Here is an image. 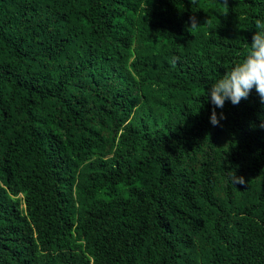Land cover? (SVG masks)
<instances>
[{
    "label": "trees",
    "instance_id": "1",
    "mask_svg": "<svg viewBox=\"0 0 264 264\" xmlns=\"http://www.w3.org/2000/svg\"><path fill=\"white\" fill-rule=\"evenodd\" d=\"M256 19L264 0H0V264H264V103L213 126L207 96Z\"/></svg>",
    "mask_w": 264,
    "mask_h": 264
},
{
    "label": "clouds",
    "instance_id": "2",
    "mask_svg": "<svg viewBox=\"0 0 264 264\" xmlns=\"http://www.w3.org/2000/svg\"><path fill=\"white\" fill-rule=\"evenodd\" d=\"M189 2L195 3V0H189ZM222 4L227 8L228 0H222ZM190 23L189 32L200 27L195 16L190 17ZM255 29L252 43L247 45L248 52L243 59L226 70L209 87L207 96H210V102L214 106L210 117V123L213 126L219 125V121L225 119L223 113L220 114L219 119L217 118L216 108L222 109L226 101L238 105L242 99L248 98L253 88L261 102L264 103V20L256 19ZM259 127L264 129V121ZM231 180L234 184L242 185L245 183L244 178L237 177L235 172L232 173Z\"/></svg>",
    "mask_w": 264,
    "mask_h": 264
}]
</instances>
